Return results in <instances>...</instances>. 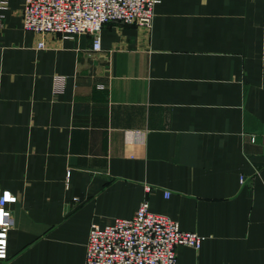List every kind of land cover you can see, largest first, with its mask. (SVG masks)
Here are the masks:
<instances>
[{
    "label": "crops",
    "instance_id": "obj_1",
    "mask_svg": "<svg viewBox=\"0 0 264 264\" xmlns=\"http://www.w3.org/2000/svg\"><path fill=\"white\" fill-rule=\"evenodd\" d=\"M23 6L0 0V189L18 196L0 264H85L91 224L145 198L205 236L178 264H264V0H158L100 51L25 30Z\"/></svg>",
    "mask_w": 264,
    "mask_h": 264
},
{
    "label": "built area",
    "instance_id": "obj_2",
    "mask_svg": "<svg viewBox=\"0 0 264 264\" xmlns=\"http://www.w3.org/2000/svg\"><path fill=\"white\" fill-rule=\"evenodd\" d=\"M23 27L45 35L52 33L73 38L93 36V50L102 48L101 30L109 22L133 23L151 27L158 0H23ZM3 4L7 2H2ZM6 8V5H4ZM6 15L0 13V27ZM45 42L39 41L38 48ZM65 77L54 76V90H64ZM71 174L68 171L67 176ZM152 185L145 186L148 194ZM169 197L170 192L166 191ZM18 196L0 189V261L9 258V233L15 227L11 205ZM145 198L131 218H115L100 225L93 222L87 241L85 264H178L177 249H200L205 236L181 229L178 220L150 209Z\"/></svg>",
    "mask_w": 264,
    "mask_h": 264
}]
</instances>
